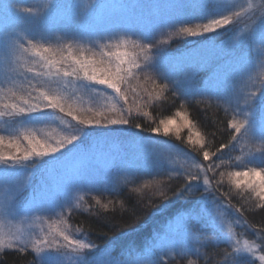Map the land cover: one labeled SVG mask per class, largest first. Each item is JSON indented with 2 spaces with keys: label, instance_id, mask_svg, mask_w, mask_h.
Here are the masks:
<instances>
[{
  "label": "rangeland",
  "instance_id": "374dc122",
  "mask_svg": "<svg viewBox=\"0 0 264 264\" xmlns=\"http://www.w3.org/2000/svg\"><path fill=\"white\" fill-rule=\"evenodd\" d=\"M12 1L17 6L29 2ZM56 1L30 0L32 9L13 17L4 27L7 33L0 38V115L16 112L13 105L23 106L25 100L30 104L40 102L42 93L60 97L65 106L64 112L47 108L14 120L0 117V238L6 245L0 251L8 244L24 247L34 251L40 264H137L141 260L155 264L175 253H194L195 257L185 263L196 264L199 240L187 227L188 213L179 211L166 220L140 249L116 243L92 244L79 236L80 231L68 216L73 208L90 210L91 205L105 201L102 197L89 200L91 192L111 188L134 173L163 168L168 174H199L198 180L190 182L192 189L200 191L192 216L206 219L230 247L235 257L231 264H264L259 259L264 255V234L245 226L231 214L232 208L210 194V184L204 183L205 167L198 159L168 140L148 138L123 127L138 115L151 123L157 121L156 126L170 121L168 126L173 130L185 131L183 105L178 106L179 116L175 113L164 117L159 109L155 117L151 113L150 105L157 104L166 93L155 75L172 79L169 82L177 91L218 100L229 109L231 122L244 123L248 131L235 133L228 158L236 167L222 171L221 180L235 195H247L245 200L249 202L252 198L259 201L248 185L264 184V168L259 165L264 157V50L260 49L264 47V39H260L264 35V5L255 6L257 0H116L114 4L113 0H99L102 5L111 3L113 8L110 16L91 24L80 18L91 15L95 0H79V13L57 24L53 18L57 17L53 11L60 12ZM233 12L241 15L216 32L190 36L180 31ZM29 40L38 49L51 51L40 55L32 50ZM180 41L190 46L182 49ZM145 44L152 47L146 50ZM70 54L103 60L112 66L117 54L135 59L140 68H133L121 85L127 101L106 85L84 79L82 74L64 76L65 70L71 71L72 62L65 59ZM48 60L58 63L49 65ZM58 70L60 74L56 75ZM121 115L129 122L107 123ZM97 118L101 124H80L81 120ZM106 127L111 130L98 139L95 129ZM70 136L77 139L55 153H33L23 158L26 151L43 150L45 145L54 147ZM193 137L197 140L195 134ZM85 140H89L87 144ZM224 155H209V168ZM247 163L249 166L242 167ZM152 181H144L132 190L151 188L155 185ZM239 226L253 231V236L245 237L246 231ZM61 233L91 246L70 245ZM37 241L41 242L37 245L40 252L33 247Z\"/></svg>",
  "mask_w": 264,
  "mask_h": 264
},
{
  "label": "trees",
  "instance_id": "16d2710c",
  "mask_svg": "<svg viewBox=\"0 0 264 264\" xmlns=\"http://www.w3.org/2000/svg\"><path fill=\"white\" fill-rule=\"evenodd\" d=\"M115 1L111 2L114 4ZM120 1L125 2L127 0ZM257 1L258 3L255 6L262 7L264 5V0ZM81 2L79 0H57L54 2L57 3L56 10H60L59 13L53 11V14L57 15V17H53L54 21L59 24L61 19L66 21L73 19V16L79 13L76 7ZM19 4L17 6L11 0H0V38L7 33L4 31V27L13 17H16L20 12L32 9L30 0L24 3L19 2ZM92 7L91 15L89 14L88 18H85L86 15L83 14L80 21L84 20L92 24L94 21L106 18L110 16L109 10L113 8V5L111 3L102 5L99 0H95ZM17 9L19 12H17ZM180 42L182 49L190 46L183 43L184 41ZM177 50L181 49L177 48ZM155 76L163 84H167L168 87L159 102L150 105L151 113L155 117L156 110L159 109L164 112L163 116L166 117L178 111L180 112L178 106L183 105L185 108L183 119L185 131H181V129L173 130L171 126H168L166 132L162 124H158L160 129L158 132L153 131L152 129L157 127V121L151 123L138 115H134L133 119H130V122L123 127L125 129L130 128L148 138L168 140L188 151L205 167L207 178L210 181V194H216L220 202L232 208L234 213L231 214L242 221L245 226L260 231L261 228H264V209L258 207L259 201H254L252 198V202H249L245 200L248 197L247 195L244 197L235 195L221 180L222 171H226L227 168L235 169L236 167L234 161L228 158V155H230L228 147L235 139V132L230 127L231 115L229 109L214 98L177 91L174 85L169 82L173 81L172 79L163 78V80L159 79L158 75ZM9 111H12V109H9ZM19 115L22 114L16 111L14 113L10 112L8 115L2 114L0 117L14 120ZM110 130L111 128L107 127L95 129L97 134L94 133V135L100 139L106 136ZM190 134L193 142H189ZM194 134L200 141L199 143H195ZM88 141L83 142L87 144ZM222 145H226V147L221 148ZM218 149L220 150L218 151ZM203 151H208L210 155L223 152L226 157H222L217 164L213 163L209 171V160L204 159ZM259 165L264 168V157H262ZM244 166H249V163L244 164L242 167ZM145 171L134 173L129 179L118 181L111 188L106 187L91 192L88 196L89 200L94 197H102L101 199L105 200L102 204L91 205L90 210L81 209L77 211L73 208L68 216L71 218L70 221L74 227L80 231L79 236L96 245L116 243L117 245H129L140 249L144 241L146 242L153 236L155 231L164 226L166 220L182 211L185 214H190L186 218L187 227L196 232L198 236L200 251L196 256V264H231L235 257L230 247L219 239L218 234L210 228L206 219H200L201 216H192L194 205L199 201L200 191L197 192L191 188L187 176L180 172L168 174L163 168ZM148 180H153L152 182L155 185L145 190H132L135 186ZM248 194L251 193L248 192ZM243 227L239 226V228ZM242 230L246 231L245 237L251 238L253 236V231L250 229L243 228ZM18 249L13 247L3 248L0 251V264H40L34 251L30 249L19 251ZM177 254L175 253L172 258L161 260L155 264H186L187 260L195 257L194 253H181L179 256Z\"/></svg>",
  "mask_w": 264,
  "mask_h": 264
},
{
  "label": "snow or ice",
  "instance_id": "6c2138e0",
  "mask_svg": "<svg viewBox=\"0 0 264 264\" xmlns=\"http://www.w3.org/2000/svg\"><path fill=\"white\" fill-rule=\"evenodd\" d=\"M240 15L241 13L239 12H233L232 15L222 14L214 19H211L210 21L206 23L196 24L195 27L181 28L180 31L190 36L201 35L203 33L216 32L217 29L224 28L225 26L231 24L233 21V17H238ZM261 15H264V8H262L261 10ZM260 39H264V35H261ZM28 42L31 45L32 50L36 51L40 55H43V53H48L51 51L50 48L38 49L37 46L33 44L31 40H29ZM13 47H14V42H12V45H11V48ZM143 47L144 49L147 50L152 47V44H145ZM260 49L264 50V47H260ZM25 51H27V49H25ZM126 56L127 54H124L123 56L117 54L116 55L117 62L115 63L114 66H112L111 64L105 63L103 60L95 61L89 58L71 56L70 54L69 57L65 59L71 60L72 62L71 71L65 70L63 72V75L64 76L74 75V76L80 77V75L82 74L84 79L94 81L102 85H106L108 88L113 89L123 100L127 101V95L122 90L121 85L122 83L127 81L129 76L132 75L133 68H136V69L140 68V64H138L135 59H132V58L126 59L125 58ZM44 58L47 59V57H44ZM145 59L147 60L148 57L145 56ZM56 63L58 62L55 60H48L49 65H55ZM125 64L129 65V67H124ZM59 74L60 73L58 70L56 75H59ZM159 87H161V89L163 90V89H166L168 85L161 84L159 85ZM13 108L17 109L19 114L31 113V112H35V111H39V110L47 109V108H51L54 110L59 109L61 112L65 111V106H64V103H62L61 98L56 95H49L48 93H42V100L36 104H30L28 103L27 100H25L23 106L18 107L17 105H13ZM68 114L69 115L72 114L70 108H69ZM98 115L100 114L98 113ZM177 115L179 116L180 113H177ZM101 122H102L101 119L97 118L94 120H81L80 124L91 125V124H101ZM127 122H129L128 119L125 118L123 115H121L119 118L107 120L108 124H124ZM160 123L164 126V129L167 132L168 124L170 123V121H161ZM230 127L234 130L235 133L248 134V131L245 129L244 123H236L233 121L231 122ZM152 130L158 132L160 129H159V126H157L156 128ZM26 139H30V138L26 137ZM76 139L77 137L70 136L67 138L66 142H61L54 147L45 145L43 150H39V151L36 148H33L32 151L30 152L26 151L24 153L23 158L27 159L28 156L32 155L33 153H35L36 155H45L49 151L52 153H55L58 150L64 148L66 144L69 145ZM2 140H3V137H0V141ZM33 142H34L33 139H30V143H33ZM189 142H193L191 134L189 135ZM199 142L200 141L198 139L195 141V143H199ZM35 143L38 144L39 142L35 141ZM223 147H226V145L221 146V148ZM219 150L220 149H218V151ZM209 155L210 154L208 151H203V157L205 160L209 159ZM0 159H3L2 155H0ZM208 170L210 171L211 169L209 168ZM251 171L255 173L256 169H252ZM232 175L242 176V175H245V173H233ZM199 178L200 177L198 173H195V174L188 173L187 175L188 183H190L191 181L198 180ZM204 183L206 185L210 183L209 179L205 178ZM237 186H239V184H237ZM248 186L252 189V191L255 193L256 197L259 200L258 207L261 209H264V184L253 185L250 183ZM260 232L264 233V228H261ZM61 235L63 236V240L68 242L70 245H77L80 248H88L91 246L90 244H84L78 240H72L70 239L68 235H65L63 233H61ZM21 243L23 242L21 241ZM40 243H41L40 241H37L36 244L33 245V247L36 248L37 252L41 251L40 247L37 246ZM44 243H48V241H44ZM4 246H6L5 241L3 238H0V248ZM7 246L11 247V244H8ZM18 250L24 251L25 248L20 247ZM248 251H252L251 246H248ZM259 259L261 261H264V255L260 256ZM137 264H149V262L141 260V261H138ZM190 264H192V262H190Z\"/></svg>",
  "mask_w": 264,
  "mask_h": 264
}]
</instances>
